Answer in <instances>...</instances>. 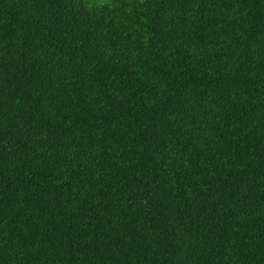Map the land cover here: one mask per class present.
Returning a JSON list of instances; mask_svg holds the SVG:
<instances>
[{
    "label": "trees",
    "instance_id": "trees-1",
    "mask_svg": "<svg viewBox=\"0 0 264 264\" xmlns=\"http://www.w3.org/2000/svg\"><path fill=\"white\" fill-rule=\"evenodd\" d=\"M0 264H264V0H0Z\"/></svg>",
    "mask_w": 264,
    "mask_h": 264
}]
</instances>
